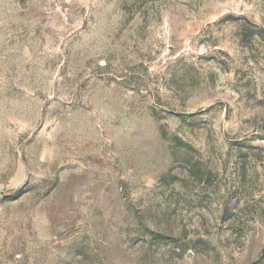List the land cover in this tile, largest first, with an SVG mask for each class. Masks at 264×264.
Returning a JSON list of instances; mask_svg holds the SVG:
<instances>
[{
	"label": "rangeland",
	"instance_id": "374dc122",
	"mask_svg": "<svg viewBox=\"0 0 264 264\" xmlns=\"http://www.w3.org/2000/svg\"><path fill=\"white\" fill-rule=\"evenodd\" d=\"M0 264H264V0H0Z\"/></svg>",
	"mask_w": 264,
	"mask_h": 264
}]
</instances>
